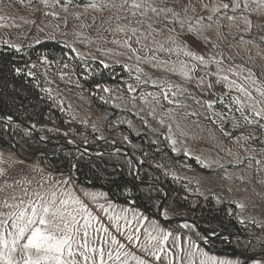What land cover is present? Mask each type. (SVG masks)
<instances>
[{
	"label": "rangeland",
	"instance_id": "374dc122",
	"mask_svg": "<svg viewBox=\"0 0 264 264\" xmlns=\"http://www.w3.org/2000/svg\"><path fill=\"white\" fill-rule=\"evenodd\" d=\"M147 2L158 12L166 11L157 14L145 10L143 15L134 17L128 6L119 7L123 0L0 1V46L21 49L46 40L60 41L85 60L98 61L107 67L122 65L136 69L133 77L140 76L136 81L147 83L153 89L141 96L135 94L134 88L129 95L113 91L110 93L113 104L142 118L145 127L149 125L167 135L175 152L196 159L211 172L202 175L185 169L176 173L177 177L187 180L197 191L235 205L240 221L264 228V129L261 136L255 129L248 133L238 130L245 122L235 111L232 98L244 100V97L234 86L229 90L231 81H236L251 91L256 100L261 99L255 88L264 90V10L255 5L245 9L244 0ZM92 4L97 7H91ZM106 4L109 7H104ZM113 4L117 7H111ZM225 4L229 7L224 8ZM177 19L186 21L184 28L175 23ZM189 24L198 31L189 32ZM133 28L136 34L132 33ZM160 45L163 50H157ZM177 45L203 56L207 67L185 56ZM217 61L222 70L219 75H227V81L219 79L218 82ZM182 64L190 78L181 74ZM233 71L238 75H233ZM249 74L251 77L246 80ZM251 79L257 84L253 85ZM166 83L172 85L170 90L164 87ZM164 91L168 92V99L164 98ZM54 93H58L57 88ZM62 96L68 102V111L75 120L84 122L86 129L97 131L106 126L104 115L90 109L85 101L72 100L63 93ZM209 103L212 108L208 107ZM245 111L248 114L247 108ZM41 139L51 142L45 136ZM24 189H62L78 198L95 218L89 229L91 243L107 241L106 251L109 247L113 250L118 247L111 245V237L115 236L125 245L122 251L149 264H188L187 254L199 251L233 264H264V258L245 261L237 256L212 254L182 226L167 228L157 217L139 208L112 201L102 189L76 184L67 176L43 170L37 162L0 150V213L10 211L3 207V201L13 194L19 196ZM163 216L181 217L166 211ZM153 222L163 233H171L162 245L164 251L158 253L159 261L140 247L146 242L145 229H152ZM137 228L140 229L139 243L129 242L128 235L135 236ZM200 259L197 254L195 264ZM129 264L136 261L129 258Z\"/></svg>",
	"mask_w": 264,
	"mask_h": 264
},
{
	"label": "trees",
	"instance_id": "16d2710c",
	"mask_svg": "<svg viewBox=\"0 0 264 264\" xmlns=\"http://www.w3.org/2000/svg\"><path fill=\"white\" fill-rule=\"evenodd\" d=\"M135 70L85 60L60 41L46 40L21 49L0 46L1 112L37 126L41 136L51 139L43 143L17 125L8 124L7 128L0 122V150L17 151L21 158L33 159L45 171L102 189L112 201L139 208L149 216L157 217L159 188L163 189L166 212L189 219L203 233L232 237V246L243 254L264 255V228L240 221L235 205L197 191L176 176L185 169L202 175L211 172L196 159L175 152L167 135L145 127L142 118L113 104V91L129 95L131 85L141 96L153 89L136 81ZM55 88L58 93H54ZM62 93L100 112L106 126L97 131L86 129L87 125L68 111ZM239 127L247 133L255 129L260 136L263 132L257 125L241 123ZM69 139L82 143L86 150L73 148ZM117 148L133 154L139 164L138 174L134 161ZM202 244L212 254L235 256L224 239Z\"/></svg>",
	"mask_w": 264,
	"mask_h": 264
},
{
	"label": "snow or ice",
	"instance_id": "6c2138e0",
	"mask_svg": "<svg viewBox=\"0 0 264 264\" xmlns=\"http://www.w3.org/2000/svg\"><path fill=\"white\" fill-rule=\"evenodd\" d=\"M250 5H255L258 9L264 10V0H244L245 9ZM124 6H128L131 15L134 17L138 14L143 15L145 10L157 14L166 11L160 9L158 12L147 0H123L119 7L123 8ZM91 7L95 8L97 5L92 4ZM104 7H109V5L106 4ZM111 7L117 6L113 4ZM228 7L229 5H224V8ZM236 7H239V4ZM232 18L229 17V19ZM138 23H143V21H138ZM175 23L184 28L186 21L177 19ZM131 31L136 34L135 28ZM188 31H198V29L189 24ZM144 39L147 40V36ZM137 43H139V40H137ZM172 43L175 44L176 42L173 40ZM177 47L185 56L191 57L207 67L203 56L179 45ZM157 50H163V45H160ZM216 63L218 82L219 79L227 81V75H219L222 71L219 68L220 62L217 61ZM184 67L186 66L182 64L181 74L190 78L188 72L184 71ZM229 70L231 71V69ZM139 71L140 69H137V72ZM232 74L238 75L234 71ZM250 77L251 74L245 79H250ZM136 79L139 80L140 76L138 75ZM251 83L256 85L257 81L251 79ZM154 86L159 85L154 83ZM232 86L244 97V100H241L240 97L232 98V104L236 105L235 111L239 112L240 119L247 125L255 124L264 129V123H261V121H264V90L259 87L255 88V91L261 97L260 100H256L252 92L242 84L231 81L229 90H232ZM164 87L170 90L172 85L166 83ZM104 91H109V89L105 88ZM129 91H134L131 85H129ZM149 95L152 94L149 93ZM163 95L165 99H168L167 91H164ZM245 101H248V103L245 104ZM169 103H172V101L169 100ZM221 103H223V100H221ZM208 107L212 108V103H209ZM246 108L248 114H246ZM173 143L175 142L173 141ZM63 183H68V181ZM42 188L43 186H41ZM9 199L12 201L11 203H9ZM3 207L10 209V211L6 214L0 213V264H129V258L135 260L136 264H149L148 261L140 259L130 252L122 251L125 245L120 243L115 236L111 237V245L118 246L115 250L109 247L106 251L107 241L104 240H101L98 244H92L89 229H92V220L95 218L78 198L62 189L32 191L24 189L19 196L13 194L5 199ZM116 219H119V217H116ZM116 227L119 230V224ZM102 230L105 233L108 232L107 228ZM94 231L99 232L101 229H95ZM139 231L140 229L137 228L135 236L128 235L129 242L135 240L136 243H139ZM145 232L147 234L146 242L141 244L140 247L159 261L161 257L158 253L164 251L162 245L168 240L171 233H163L162 229L155 227V222H153V228L145 229ZM153 232H156L157 235H153ZM161 233H163L162 236ZM195 247L193 245V248ZM197 254L201 257L199 264H233V261L217 260L215 256H209L208 253L203 251L198 253L189 252L187 254L188 264H195L194 257Z\"/></svg>",
	"mask_w": 264,
	"mask_h": 264
},
{
	"label": "water",
	"instance_id": "95a60500",
	"mask_svg": "<svg viewBox=\"0 0 264 264\" xmlns=\"http://www.w3.org/2000/svg\"><path fill=\"white\" fill-rule=\"evenodd\" d=\"M0 120H2L3 122H5L7 125L8 124H14L17 125L19 127H21L22 129L30 132L31 134H33L37 139L41 140V142L43 143H48V141L42 140L40 134L37 131V128L30 125L29 123L26 122H22L19 120H16L12 117H7L6 115H4L1 110H0ZM73 148L77 149V150H86V147L80 146L78 144L74 145L73 144ZM117 150L119 151H123L124 155L127 157H130L134 163H135V172L136 174H138V169H139V164L137 163V161L135 160V158L132 156V153L129 152L128 150H122L120 148H117ZM17 153V152H16ZM32 159H29L27 161H31ZM155 187H158L157 185H155ZM161 191V196L159 197V202H158V214H157V218L158 220L163 223L166 226H182L183 223H188L190 225H192L193 227H195L198 235L201 237V239H197V237H195V240L198 243H204L206 241H210L212 239L215 238H220V239H224L226 241V243L229 245V247L231 248L232 252L235 254V256H237L238 258H240L241 260H257V259H261L264 255H248V254H243L242 252L237 251L233 246H232V237H229L225 234H221V233H215L213 235H209L207 233H203L200 231L199 226L188 220V219H184L182 217H175V218H166L163 217V213H164V207H165V199L167 197L166 192L163 189H160Z\"/></svg>",
	"mask_w": 264,
	"mask_h": 264
},
{
	"label": "bare ground",
	"instance_id": "6f19581e",
	"mask_svg": "<svg viewBox=\"0 0 264 264\" xmlns=\"http://www.w3.org/2000/svg\"><path fill=\"white\" fill-rule=\"evenodd\" d=\"M182 227H184L187 231H189L191 234L195 235L198 239H200V236L197 234L195 227H193L192 225L188 223H183Z\"/></svg>",
	"mask_w": 264,
	"mask_h": 264
}]
</instances>
